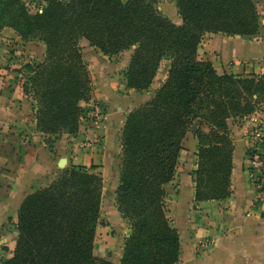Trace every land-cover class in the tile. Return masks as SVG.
Segmentation results:
<instances>
[{
  "label": "trees",
  "instance_id": "1",
  "mask_svg": "<svg viewBox=\"0 0 264 264\" xmlns=\"http://www.w3.org/2000/svg\"><path fill=\"white\" fill-rule=\"evenodd\" d=\"M45 2L34 11L25 0H0V28L45 44L44 60L24 65L22 87L46 135L80 130L82 102L92 95L82 41L106 58L133 48L125 77L138 91L149 89L162 61L171 60L155 95L125 120L117 205L130 222L120 264H178L181 238L168 215L166 185L175 178L185 137L197 124L195 199H225L233 191L229 120L264 107V73L220 74L213 55L201 57L199 47L207 33L255 39L263 23L256 0H174L177 21L157 0ZM47 143L53 148L51 138ZM94 168L73 164L24 198L15 251L2 264H111L95 253L104 180Z\"/></svg>",
  "mask_w": 264,
  "mask_h": 264
},
{
  "label": "crops",
  "instance_id": "2",
  "mask_svg": "<svg viewBox=\"0 0 264 264\" xmlns=\"http://www.w3.org/2000/svg\"><path fill=\"white\" fill-rule=\"evenodd\" d=\"M261 15L263 23L255 39L207 33L199 55H213L220 74L264 73V11ZM20 46L28 50L31 43L10 27L0 28V264L14 254L18 212L24 198L55 179L64 156L70 166H95L93 171L104 180L103 199L109 196L112 216L124 221L115 204L121 175L122 129L129 113L149 98L148 92L135 96L127 87L125 71L134 51L131 48L121 53L125 56L120 69L112 68L107 61L106 66L94 70L93 97L84 106L92 105L94 114L100 110L101 115L93 119L87 116L77 134L46 135L37 128L35 102L23 90V74L16 73L22 62L44 60L45 44L39 56L28 50L36 56L27 58L17 55ZM159 72L155 81L159 78L161 86L168 68L161 75ZM249 124L246 117L229 120L235 145L233 191L225 199H195L193 173L199 141L192 130L185 137L175 178L166 185L169 216L181 238L178 264H264V189L253 180ZM49 138L53 148L47 143ZM185 156L190 158L189 163H183ZM128 233L122 234L123 242Z\"/></svg>",
  "mask_w": 264,
  "mask_h": 264
},
{
  "label": "rangeland",
  "instance_id": "3",
  "mask_svg": "<svg viewBox=\"0 0 264 264\" xmlns=\"http://www.w3.org/2000/svg\"><path fill=\"white\" fill-rule=\"evenodd\" d=\"M25 1L31 6L32 10H34V11H36L38 8H42L46 4L45 0H25ZM157 1H158L159 9L165 15L169 16L171 19L176 21L177 18L179 17V14H178V9L175 6L174 0H157ZM256 2H257V5L259 7L260 12H263L264 11V0H256ZM28 41L31 43V46L28 47V50L34 51V54L39 56L40 53L42 52L43 42L39 39L26 40V42H28ZM87 44L88 43H86V41H82L83 58H84L85 64L87 65V67L89 69V72H90V78H91V84H92V95H91V98L89 100L82 102V106L85 110V115H83V117L81 118V126L83 124L84 119L87 116H90L93 119V118H97L98 114H101L100 110H98V112H96V114H94L95 112H93V110H92L93 109L92 105L90 107L84 106V103L89 102L93 97V91H94L93 81L95 80V77H96V75H95L96 72L94 71L95 68L100 67V66H106L105 62L110 61L109 63H110V66L112 68L120 69L122 66V62L124 60V56H125V53H124L122 55L120 54V55L114 56L112 58H106L105 55H103V53L99 49H97L96 47H93L91 45H89V47H88ZM24 46H27V45H25V43H24ZM19 50L20 51L17 54L19 56L26 57L27 55H30V56L33 55V54L28 52L26 47L20 46ZM36 55H33V56H36ZM85 55L87 57H85ZM97 56H100L101 59L103 60V62L99 61L98 59H95V58H98ZM90 57H91V59H89ZM95 61L97 63H95ZM99 62H102V64L99 65L98 64ZM170 63H171V60L168 58H166L162 61L160 69H159L160 72L158 71L160 73V75L163 74V71L165 70V68L169 69ZM20 64L22 66H19L17 68L18 72H16V73L17 74H23L22 79L24 82L25 79L27 78V72L24 68V65L26 63L24 64L22 62ZM159 80H160L159 78L156 81L154 80V84L151 87V89H147L145 91L144 90L138 91V90L133 89L132 94H134L135 96H139L140 94H147V92H148L149 98L146 101V102H148L155 95L156 91L161 87V86H159ZM146 102H144L142 105H144ZM142 105H140V106H142ZM81 126H80V128H81ZM203 128L207 129V127H205V126H203ZM64 158H66V157L64 156ZM189 162H190V158H187V156L183 157V163L184 164L189 163ZM183 163H182V165H184ZM71 166L66 164L64 167H60L59 173L63 172L64 169H66V168H70ZM116 202H117V196H116ZM111 204L112 203H111L109 196L106 195L104 197V199L102 200L101 218H100L99 224L97 226L96 241H95V253L99 257H103V258L108 259L111 262V264H120V260H121L120 257H122V254H123L121 249L122 248L124 249V243H125V240L123 242V239H121V236L123 233L127 232V230L129 231L128 234H130V222L125 218H123L124 221L121 220L120 218L119 219L114 218L111 214V210H113V209H111V206H110ZM115 204H117V203H115ZM167 204H168V200H167ZM168 215H169V210H168Z\"/></svg>",
  "mask_w": 264,
  "mask_h": 264
},
{
  "label": "built area",
  "instance_id": "4",
  "mask_svg": "<svg viewBox=\"0 0 264 264\" xmlns=\"http://www.w3.org/2000/svg\"><path fill=\"white\" fill-rule=\"evenodd\" d=\"M246 118L250 122L247 136L252 144L249 161L253 171V180L259 188L264 189V151L262 150L264 147V107Z\"/></svg>",
  "mask_w": 264,
  "mask_h": 264
},
{
  "label": "water",
  "instance_id": "5",
  "mask_svg": "<svg viewBox=\"0 0 264 264\" xmlns=\"http://www.w3.org/2000/svg\"><path fill=\"white\" fill-rule=\"evenodd\" d=\"M197 129V124H194L192 127H191V130L192 131H195ZM67 164V161L66 159H61L60 162H59V167H64L65 165Z\"/></svg>",
  "mask_w": 264,
  "mask_h": 264
}]
</instances>
